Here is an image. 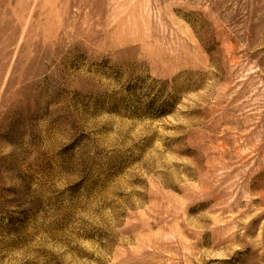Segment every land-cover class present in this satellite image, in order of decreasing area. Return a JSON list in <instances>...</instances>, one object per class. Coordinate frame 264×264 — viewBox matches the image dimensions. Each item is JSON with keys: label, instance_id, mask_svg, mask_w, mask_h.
<instances>
[{"label": "rangeland", "instance_id": "obj_1", "mask_svg": "<svg viewBox=\"0 0 264 264\" xmlns=\"http://www.w3.org/2000/svg\"><path fill=\"white\" fill-rule=\"evenodd\" d=\"M0 264H264V0H0Z\"/></svg>", "mask_w": 264, "mask_h": 264}]
</instances>
